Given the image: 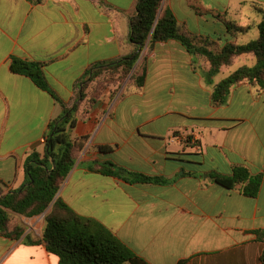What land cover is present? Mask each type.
I'll use <instances>...</instances> for the list:
<instances>
[{"label": "crops", "instance_id": "1", "mask_svg": "<svg viewBox=\"0 0 264 264\" xmlns=\"http://www.w3.org/2000/svg\"><path fill=\"white\" fill-rule=\"evenodd\" d=\"M136 2L0 0V195L25 182L26 157L44 153L48 125L61 112L51 94L11 71V59L44 63L49 87L71 106L76 85L91 64L131 51L129 20L136 14ZM165 8L189 35L207 38L220 49L254 39V33H248L258 31L262 15L257 8L264 9V0H162L159 13ZM227 22L251 28L234 33ZM140 55L138 59H146L140 90L123 95L126 83L111 85L93 104L80 103L69 133L73 139L87 136V141L56 197L124 243L135 254L125 264H262L264 91L243 82L231 87L226 103L214 105L213 87L224 77L209 78V64L178 41L146 45ZM68 74L71 86L65 84ZM192 81L204 99L180 106L169 99L160 111L154 100H135L161 91L172 98L179 90L187 91ZM163 117L171 120L157 123ZM220 121L229 127L223 128ZM98 145L110 147V153H99ZM173 154L194 155L186 163ZM97 158L168 182L129 183L82 166ZM235 167L262 174L255 197L208 177L229 176ZM12 215L25 231L18 239L0 234V264H60L43 245L23 241L27 234L42 237L45 213Z\"/></svg>", "mask_w": 264, "mask_h": 264}, {"label": "trees", "instance_id": "2", "mask_svg": "<svg viewBox=\"0 0 264 264\" xmlns=\"http://www.w3.org/2000/svg\"><path fill=\"white\" fill-rule=\"evenodd\" d=\"M161 2L162 0H137L136 14L129 20L128 43L132 47L131 51L118 59L91 64L77 83L75 102L71 106L49 87L44 63L19 57L11 59V71L29 77L37 87L51 94L59 102L61 112L48 125L44 153L40 155L32 152L26 157L25 182L19 188L0 195V234L10 239L20 238L25 226L13 222L12 214L37 216L50 206L44 215L42 237L35 238L27 234L23 239L26 244L43 245L49 253L58 257L60 264H125L135 257L109 229L93 218L78 214L56 195L73 167L77 153L87 141V136L73 139L69 133L75 126V113L80 103L91 105L101 97L107 87L125 83L146 41L148 47L158 42L178 41L192 56L202 58L209 64L206 71L209 78L221 67L231 65L235 56L251 53L255 58L253 65L239 66L214 85L211 93V102L214 105L226 103L231 87L243 82L264 91V9L257 8L262 15L257 24V38L243 44L227 43L222 48L215 49L207 38L189 35L176 21L170 9H162L159 13ZM226 26L234 33H244L251 28V25L240 26L232 22H227ZM145 61L144 58L130 75L123 95L143 87L146 76ZM219 125L225 129L229 127V124L222 121ZM97 150L106 155L111 149L98 145ZM173 155L177 157V161L187 163L188 158L194 154ZM82 166L89 172L118 177L129 183L168 182L165 177L131 171L107 159L97 158L83 163ZM208 177L227 189L239 186L242 193L249 197L258 194L262 181L261 173L250 174L244 167H235L229 176L208 174ZM257 238L262 239V235L258 233ZM259 259L264 264V249Z\"/></svg>", "mask_w": 264, "mask_h": 264}, {"label": "rangeland", "instance_id": "3", "mask_svg": "<svg viewBox=\"0 0 264 264\" xmlns=\"http://www.w3.org/2000/svg\"><path fill=\"white\" fill-rule=\"evenodd\" d=\"M254 33V39L257 37L258 35V31L254 30V31H250L248 33V36H251V33ZM148 44V41H146V45ZM141 56V55H140ZM141 59H139L137 65L135 64L133 69L131 70V72L129 73V76L126 78L125 83H128L129 79H130V75L137 69L138 64H140ZM255 63V58L253 57L252 54H243L240 57H238L237 59H235L231 65L224 67L222 70L218 71L215 76L217 78H223L225 77L227 74L231 73L232 71H234L235 69H237L239 66L241 65H248L251 66ZM78 66H76L73 70L77 69ZM72 70V71H73ZM69 77H71V74L66 77L65 79V84L66 85H70L71 86V80L68 79ZM102 84V83H101ZM77 86V85H76ZM58 89V88H57ZM62 94H64L65 96L67 95L65 90L63 89H58ZM205 95L200 92L199 90L196 89V82L192 81L191 83H189L188 89L187 91H178V93L175 96H172V98H170V96L166 95L164 91H161L160 93H158L155 96H149L146 99H142V98H136L135 100L137 103L143 104L145 102L148 101H152L154 100V104L155 107L157 109V111H160L161 109V105L164 102L169 101V99H172L173 101V105H183L184 103H193L194 101H197L198 98L199 99H204ZM171 118L170 117H163L162 119H160L157 123L159 122H167L170 121ZM49 210V209H48ZM47 210V211H48Z\"/></svg>", "mask_w": 264, "mask_h": 264}, {"label": "water", "instance_id": "4", "mask_svg": "<svg viewBox=\"0 0 264 264\" xmlns=\"http://www.w3.org/2000/svg\"><path fill=\"white\" fill-rule=\"evenodd\" d=\"M149 36H150V34H149ZM145 46H146V44H145ZM145 46L143 47L142 51L144 50ZM138 61H139V59H138ZM138 61L136 62V65H137ZM49 207H50V206H49ZM49 207L44 211V213L47 212V210L49 209Z\"/></svg>", "mask_w": 264, "mask_h": 264}, {"label": "built area", "instance_id": "5", "mask_svg": "<svg viewBox=\"0 0 264 264\" xmlns=\"http://www.w3.org/2000/svg\"><path fill=\"white\" fill-rule=\"evenodd\" d=\"M191 141H192L193 144H195V140L194 139H192Z\"/></svg>", "mask_w": 264, "mask_h": 264}]
</instances>
